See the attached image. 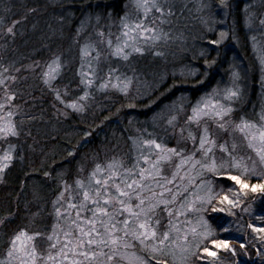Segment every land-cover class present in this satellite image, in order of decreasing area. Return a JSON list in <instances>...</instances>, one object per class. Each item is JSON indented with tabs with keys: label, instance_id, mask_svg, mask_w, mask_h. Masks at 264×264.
<instances>
[{
	"label": "rangeland",
	"instance_id": "obj_1",
	"mask_svg": "<svg viewBox=\"0 0 264 264\" xmlns=\"http://www.w3.org/2000/svg\"><path fill=\"white\" fill-rule=\"evenodd\" d=\"M38 2L43 5V11H45V13L56 11L60 15H65L69 18L72 17L74 21H77L78 26L71 40L66 39L69 35V28L66 33H64L63 26L59 27L54 32L50 30L48 36L49 39L52 35V38H57L62 42V46L58 48L59 51H54L49 54L48 58L44 61L26 64V74L22 75V81H25L27 76L31 73H35L38 75L37 78L41 86L45 88L44 86L48 84L44 82L45 77L43 76V73L47 71V65L51 64L52 60L57 57L60 59L61 67L56 73V78L51 80L49 84L55 82L57 77H59L65 70L64 68L71 67V72H73L76 77L72 78L76 80L75 86L66 87L63 90L56 88V90L52 92V99L54 100L52 103L57 104L55 109L59 110L58 112L49 111V114L53 119L58 118L60 125L67 129L64 134L55 138L51 144L55 145L56 140L62 137L75 141V144L71 145L78 147L79 149H84V151L92 152L93 147L91 141L95 148L100 147L102 150V152L93 151L92 155H90V157H92L90 164H83L82 166L77 164L74 166V169H72V173L66 167L73 164L75 160L63 158L64 163L60 166L55 163L56 161L51 162V164L55 163L53 166L58 168L63 167L56 172L55 180L53 181L57 190L53 191V193L57 199L60 196V193L64 191L65 185L71 186L69 189L71 192V190L75 188V181L77 179L86 180L97 164L105 166L113 161L114 158L111 156L115 152L116 147L114 148V144L118 143L121 139L119 131L111 134L109 126L99 128L89 125L86 130L87 133H92L97 130L100 132L102 141H100L99 144H96V137L93 140L92 137L86 138L76 136L78 135V129H84L82 124L84 121H86L87 124L92 123V120H90L91 116H89L90 113H93V116L98 115L101 113L103 107H110L112 105L116 106L122 102L124 103V106H122V109L125 110L124 115H129L128 126L131 128H134L135 126L138 129L139 113H145L146 111L149 112H147V119L145 118V123L142 125V129L140 131L138 129L135 134L128 137L129 147L128 152L126 153L128 158L125 159V155L123 157L117 156L115 158L116 161H119L123 165V168L120 169L121 172L126 168L133 167L142 152L144 155H149V151H151V155H149L150 163L157 159L158 150H156L154 146L149 150L148 147L144 146V140L154 139L157 143H160L163 146L178 149L174 143L175 138L173 137L176 134L179 141H185L190 144L188 149L183 150L185 155L190 154L194 150V146L192 141L187 139L188 131L191 130L197 135V137H199L202 127L207 124L212 133V137L217 142V146L209 156L214 155L218 163L228 162V154L222 152L219 145L225 143L226 140L230 146L233 139H235L239 147L233 155L238 159L243 157L244 162L249 168L253 166V162L255 161V174L251 172L249 173V182H264V165L260 163L256 153L247 148L246 143L238 133L232 135L229 134L231 132V126H229V132H224L217 128L215 123L211 120H201L200 127L195 123H189L187 121V118L192 114V107L201 99V97L211 93L213 89L222 91L226 87H233V73H238L239 79L235 84L240 90V97L232 104L234 111L225 119L238 122L239 119L243 117L258 124L264 123V121H261L260 119L261 115L264 114V63H262V57H264V24L260 23L261 20H264V0H230V2H232L230 6L232 10L233 5L239 4L241 7L240 15L243 20L242 27L244 28V35L249 42L247 45L249 49L248 55L250 59H254L256 69L253 62L251 70H249V72H244L243 70L246 66L241 70L240 67L238 66V68L232 61L230 62V69L228 71H225L224 73L218 72L217 68L214 74L207 73V75H205V72L199 71L201 69L196 66V64L192 67L187 63L183 64V61H188L187 58H189L184 53H191V50H189L191 46L195 45V56L197 58H202L203 55L202 50L199 49L200 46H198V48L196 47L199 43H201L202 46H211L215 50L221 45H225V48L231 46L236 53L238 64H243L245 62L242 53H240V49L242 50V48L239 46V35L235 33V26L231 25L234 11L231 12L229 7L223 8L225 12L222 10V16L224 15V18L221 21L222 23H229L230 30H225L227 26H225V28L222 26L217 28V22L213 18L214 15H212V8L210 7L214 3V0H157L164 9V15L161 16L159 12H156L155 9H153L148 14L146 20L144 19L143 9L137 8L135 0H126L122 10L119 12H113L108 9L97 10L95 9V4L92 0H0V42L6 44L9 37H14L16 34H22L25 27H20L19 24L29 21L32 17L43 16L38 13V10L31 9V5ZM26 3H28V5H25ZM219 6L217 9L221 12ZM10 7L16 8L18 13L14 15L16 11H12ZM169 10H171V15L168 14ZM107 13H110V15ZM125 15H127L129 23L142 20L145 25L155 28L157 33L161 35V38L154 43L149 41L145 44L142 40L139 41V45L144 49L143 53H132L127 61L111 56L106 42L101 43L103 38L98 35V33L103 32L105 37H108V34L111 33L112 35L110 38L113 40V43H115L116 37L121 35V19L125 17ZM183 15L189 17L187 22H182V20H180V17ZM43 22L44 20L40 19L38 27H41L44 24ZM59 22L62 23L63 21L61 20ZM9 27H13V33L7 32ZM231 29H233V31ZM225 31H227V37L222 40V43L219 45L210 43L212 40L220 39V33ZM30 40L35 43V41H42V38L41 36H32ZM85 45H92V47L88 49L90 55H83L82 49ZM223 50L224 54L229 52L228 50ZM128 51L131 50L128 49ZM97 52L100 53V60L98 63L93 59ZM156 53H159V55ZM144 55H149L151 59L163 61L164 64H168L169 67L156 72V74L153 72L146 73V71L137 70V68H134L132 65V61H140ZM89 63H91L92 69L96 71V76L93 77V85L91 87H86L81 83V71H89ZM82 65L83 69L81 67ZM110 67L118 69V72L113 74L114 76L119 75L121 76V79L124 77L131 78L132 83L126 93L112 87L111 84L107 89H101L99 87L103 80L107 78V72ZM5 69L6 67L2 62V55L0 54V80L3 81V83H0V104L6 105L4 109H0V117H5L7 112L11 111L13 113L11 120L16 125L19 136L9 137L8 140L0 139V156L8 151L9 144L13 146V159L9 163V166L0 172V180L4 176L5 170L10 166L16 162L22 163L23 160L21 159L20 154L25 145H27V142L31 141L33 144L38 143V139L33 133H31L30 127H33V124L31 123L32 120H25L22 122V125L20 124V121H18L23 116V108L22 101L17 100L24 95V86L18 83L19 80L8 76ZM217 72L218 74H216ZM244 74H247L246 76L248 79L253 81L251 82V87L253 88L254 85L256 86L254 91H250V95L252 94L254 96L252 98H250V95L249 97L244 98ZM200 80H203L204 82L199 84L198 81ZM168 82H170V84L167 85ZM112 83L114 84L116 81L113 79ZM57 91L60 93V100L56 98ZM70 91H72L73 96H75L76 92H79L81 97L86 91L89 95L87 99L80 100L79 96L77 98H71ZM6 93L14 96V99L8 101L6 99ZM216 98L222 99V97ZM61 101H63V103ZM252 101L259 104L257 108H252L251 111L253 114L248 110V107L252 106ZM31 102L37 104V101H28V103ZM72 102L83 105V110H74L71 107L66 106ZM222 102L228 103L227 101ZM52 103H50L49 106H53ZM44 104H46V101ZM256 109H258V112L255 111ZM173 116L176 117V119L173 124L170 125L168 121ZM115 117L117 116L115 115ZM115 117L107 119V122L113 120ZM0 123H3V121H0ZM55 123L56 121L54 120H45L42 122V125L46 124L54 126ZM28 124L30 126H28ZM113 127H117V125H113ZM147 127L150 130H148ZM53 129L54 127H52L51 133L53 132ZM181 129H184L183 135L181 134ZM2 135L3 134H0V136ZM27 139L29 141H26ZM196 146H198V143ZM31 151L32 153L35 151L34 156L37 161H41L42 157L47 154L46 151L38 148L32 149ZM50 156H52L51 153L48 158ZM71 157L77 158L78 153L73 152ZM248 157H251V159H248ZM196 158L200 159L201 153L197 152ZM179 160L180 157L172 156L170 161H161L158 165L161 170V176L172 179V175L176 171L175 166L179 163ZM140 167L149 168L150 164H145L141 159ZM47 168L48 167H45V170ZM138 170L139 169H136V171ZM231 171L235 173L238 170L231 169ZM179 176H184L185 178L181 180ZM179 176L172 184L167 185V187L172 189V193L166 192L165 198H170L173 193L177 192V190L181 193V195L177 197L176 202L169 205V207L178 212L181 203L185 201H195V203L192 209L186 210L183 215L174 214L173 217H171V221L176 225V229L171 231L170 240L166 243L174 249V252L166 251V253L159 258L167 261V264H209V262L210 264H264V240L259 239L260 234L254 233L252 229L248 227L249 223L256 225L261 224V221L256 220L255 216L257 214L262 215L264 211V194L249 192L251 193V198L242 199L240 207L231 209L235 215H228L227 211L211 212L209 210L207 212H198L195 209L200 208L201 204L196 200V196H204L206 194V189L208 187L205 183L206 181L212 182L214 192H220L222 187H224L226 191L227 186L233 185V182L214 176L211 172L202 170L199 165L193 169L191 163L185 165L180 170ZM190 179L191 183H189ZM157 181L160 184L164 183L159 177L156 181L147 180L145 183L151 184L156 192H160L162 189L157 187ZM201 184H203L204 187H200ZM185 188H187V191L184 190ZM144 195L148 196L150 193L146 191ZM67 196L68 193H65V198H67ZM213 203L218 205V201H214ZM48 204L49 206L47 207ZM62 204L63 202H41V205L44 206V211L46 206V211L53 212H56V208L58 207L61 208V211L63 212L66 205L62 207ZM219 206L225 208L229 207L227 204ZM249 206V212L241 210L242 208H249ZM162 207L163 206H161V209H158L154 214V220H160V224L157 226L158 233L169 230L170 218L168 217L167 212L162 211ZM205 207L208 206L205 205ZM81 215L90 216L91 213H82ZM201 216L209 222L213 230V234L210 237L203 238L199 235V233L204 231V227L200 221ZM32 221L36 225L41 226L38 227L35 225L33 227L31 225L29 226V229L25 231L29 234L36 232L42 234L36 239L37 242L35 241L38 252L44 257L48 255L49 251H51L53 255H56L62 244L65 242L63 233L68 231V222L63 219V217H60V221H63V223L54 224V221H52V225H46L37 220ZM65 221L67 222V225L64 224ZM219 223H224L225 226L229 228V231L224 232L218 226ZM53 229H55L61 243L57 244L55 249H50L49 246L53 241H48L46 237L52 234ZM192 229H196V234L192 232ZM43 230H48L47 234H45ZM20 231L21 230H19V232ZM16 234L11 235L8 239L5 246L6 248L2 249L0 252L2 255L0 260H5L7 258L10 241ZM185 237H187L186 244ZM227 237L234 238V240L230 241V247L236 249L235 255L224 248L213 249V245L211 244L212 240ZM41 238H44L46 243L41 244ZM240 243H244L245 247L241 248ZM183 246L188 248L187 253L181 252ZM205 246L215 250L217 255L215 257L206 256L203 252ZM65 250L67 251V249ZM105 251H108V249H105ZM128 251H135L139 255H146V252L140 251L139 248L130 249ZM192 253H196V255H192ZM69 256H71V253H69ZM183 256H186L187 259H183ZM201 257H203V259H201ZM78 258L81 260L83 259V257ZM60 259L61 258L57 256V264H59ZM13 264H18V261H13ZM38 264H53V262L41 259L38 260ZM64 264H70V261L66 260L64 261ZM85 264H94V262L85 261ZM112 264H127V262L114 261Z\"/></svg>",
	"mask_w": 264,
	"mask_h": 264
},
{
	"label": "snow or ice",
	"instance_id": "obj_2",
	"mask_svg": "<svg viewBox=\"0 0 264 264\" xmlns=\"http://www.w3.org/2000/svg\"><path fill=\"white\" fill-rule=\"evenodd\" d=\"M138 9H143L144 19L146 20L148 14L155 9L161 16L164 15V9L157 2V0H135ZM221 4L227 7V0H221ZM110 7L102 2H98L95 5V9L104 8L105 10ZM110 15V13H107ZM171 15V10L168 12ZM99 18V17H97ZM163 22V21H161ZM264 24V20L260 21ZM122 32L120 36L116 37L115 43L110 38L105 37L103 32L98 33L103 39L101 43L107 44L111 56L127 61L132 53L142 54L144 49L139 45V41H143L147 44L149 41L156 42L161 38V35L157 33V30L153 27L147 26L142 20L129 23L127 15L121 19ZM8 33H13V27L7 29ZM227 37L226 32L220 33V39L212 40L210 43L219 45L222 40ZM123 38V39H122ZM92 45H85L82 49L83 55H90L88 51ZM130 49L131 51H128ZM159 55V53H156ZM97 63L100 60V53L97 52L93 57ZM215 63V60L207 62V66H211ZM262 63H264V57H262ZM60 65L59 57L52 60L51 64L47 65V71L43 73L45 77V83L56 78ZM83 69V65L81 66ZM118 72L116 68H109L107 72V78L99 85L101 89H107L111 84L112 87L117 88L121 92H127L129 86L132 83L131 78L124 77L121 79L119 75H113ZM207 75V73H205ZM96 76V71L92 69L91 63H89V71H81V83L86 87H91L94 83L93 77ZM113 79L116 83H112ZM239 79L238 73H233V87H226L222 91L213 89L211 93L201 97V99L192 107V114L187 118L189 123H195L200 127L201 120H211L215 123V126L224 132H229V126H231L230 135L238 133L243 141L246 143L247 148L253 150L259 161L264 165V123H256L249 121L243 117L238 122L232 120H226L234 111L232 104L240 97V90L236 86L235 82ZM204 81H198L202 84ZM0 83H3L0 80ZM195 86V85H193ZM89 93L86 91L83 96L79 97L80 100L87 99ZM216 97H222L217 99ZM56 98L61 99L59 91L56 92ZM6 99L11 101L14 96L6 93ZM222 101H227L224 103ZM63 103V101H61ZM74 110H83V105H79L76 102H72L66 105ZM5 104H0V109H4ZM13 113L8 111L5 117H0V139L8 140L9 137H18L19 132L16 125L12 122L11 117ZM176 117H172L168 123L171 125L175 121ZM261 121H264V114L260 117ZM184 129H181L183 135ZM187 139L191 140L194 146V150L185 155L183 149L168 148L166 146L157 143L154 139L144 140V146L149 150L154 146L157 152V159L149 161V155H144L142 152L137 158L136 164L131 168H126L123 172L120 171L123 165L113 159L112 162L105 166L97 164L95 169L90 173L86 180L77 179L75 181V188L69 191L71 186L65 185L64 191L60 193L56 203H61L62 207L66 205L64 211L61 208H56V214L58 217H63L68 222V231L63 233L65 242L62 244L56 255H53L51 251L48 252L46 257L42 256L36 247L35 241L42 234L39 232L29 234L25 230H21L10 241V246L7 251V258L0 260V264H13V261H18V264H38V260L44 259L51 261L53 264H57V256L61 259L59 264H64V261L69 260L70 264H85V261L94 262V264H112L114 261H124L127 264H167V261L161 260L159 257L167 252H174L168 242L170 240L171 231L176 229V225L172 223L171 217L174 214L183 215L186 210L192 209L195 201H185L180 204L179 211L172 209L169 205L176 202L177 197L181 193L177 190L170 198H165V193H172V189L167 185L172 184L179 176L180 170L187 164L191 163L193 169L197 165L202 170L211 172L214 176L221 177L228 181L233 182V185L227 186L225 191L224 187L220 192H214L212 188V182L206 181L208 185L206 194L204 196H196L201 204L200 208L195 210L198 212H225L228 215H235L231 209L241 206V200L247 198L248 193H261L264 194V182L250 183L249 173L255 174V161L253 166H249L244 162V158L239 159L233 155L236 152L239 145L233 139L232 144L229 146L227 141L220 144L219 148L222 152L228 154V162L218 163L213 156H209L213 152V149L217 146L216 140L212 137V133L209 130L207 124L202 127L199 137L191 130L188 131ZM198 143V146H196ZM13 146L9 144V149L2 156H0V172L9 166V163L13 159L12 155ZM201 153V158H196V153ZM69 155H73L69 152ZM172 156L180 157L179 163L176 164V171L172 175V179L161 176V170L158 165L161 161H170ZM143 160L145 164H150L149 168L140 167V160ZM251 159V157H248ZM136 169H139L136 171ZM231 169L238 170L233 173ZM47 175V173H45ZM164 181L160 184L157 181V187L162 191L156 192L151 184H146L147 180L156 181L157 178ZM183 180L184 176H179ZM191 183V179L189 180ZM200 187H204L203 184ZM187 191V188L184 189ZM149 192L150 195L145 196V192ZM65 193H68L65 198ZM214 201H218V205L214 204ZM227 204L229 207H221L219 205ZM207 205L208 207H205ZM167 212L169 219V230L162 233H158L157 226L160 224L159 219L154 220V214L158 209ZM74 210V218H73ZM244 212H249V208H242ZM82 213H91L90 216H82ZM256 220L261 221L260 225L249 223L248 227L252 229L254 233L260 234L259 239L264 240V215L257 214ZM200 221L204 227V231L199 233L203 238L212 236L213 230L209 222L200 217ZM218 226L224 231L228 232L229 228L224 223H219ZM73 228L78 235L73 237ZM192 232L196 234V229H192ZM48 241H53L50 244V249H55L57 244L61 243L59 236L56 234L55 229L51 235L46 237ZM187 243V237H185V244ZM213 249L224 248L236 254V249L230 247V240L228 238L215 239L211 241ZM240 247L244 248L245 244L240 243ZM139 248L140 251L146 252V255H139L135 251L129 252L130 249ZM67 249V251L65 250ZM108 249V251H105ZM205 246L203 252L206 256L215 257L216 251ZM182 253H187L188 248L183 246L181 248ZM71 253V256H69ZM196 255V253H192ZM78 257H83L79 259ZM187 259L186 256L182 257ZM203 259V257H201ZM210 264V262H209Z\"/></svg>",
	"mask_w": 264,
	"mask_h": 264
},
{
	"label": "trees",
	"instance_id": "obj_3",
	"mask_svg": "<svg viewBox=\"0 0 264 264\" xmlns=\"http://www.w3.org/2000/svg\"><path fill=\"white\" fill-rule=\"evenodd\" d=\"M92 2L95 5L98 2H102L110 6L107 8L108 10L119 12L120 10H122V7L124 6L126 0H92ZM232 2H230V0H227V7L230 8ZM220 4L221 0H214V3L212 4V6H210L212 8V15H214L213 18L217 22V28H220V26L225 28V26H227L225 30H230L228 25L229 23H222L221 21L224 18V15L222 16L224 6ZM25 5H28V3H26ZM218 6L220 7L221 12L217 9ZM10 8L12 9V11H16L14 15L18 13L16 8ZM240 8L241 7L239 6V4H236L233 5V10L231 8L230 10L231 12L234 11L232 15L231 25L235 26V33L239 35L240 38L239 46H241L240 48H242V50L240 49V53H242V56L245 59V62L243 64H238L236 53L231 48V46L225 48V45H221L215 50L211 46H202L201 43H199V45H196V47L198 48V46H200L199 49L203 52L202 58H197L195 56V45H193L189 48V50H191V53H184L189 58H187L188 61H183V64L187 63L191 67L196 64V66L201 69L199 71L214 74L217 68L218 72L224 73L225 71H228L230 69V62L233 61L237 65V67H240L241 70L246 66L243 71L249 72V70H251L252 68L254 59H250L248 55L249 49L247 45L249 44V42L244 35V28L242 27L243 20L240 15ZM31 9L38 10V13L42 14L43 16L32 17L31 19H29V21L23 24H19L20 27H25V30L22 34H16L14 37H9L6 44L0 42V54L2 55V62L6 67V74L10 77H13L14 79L19 80L18 83L24 86L23 91H25V93L17 100L22 101L23 108V116L18 121H20V124L22 125L23 121H29L31 119V123L33 124V127H30L31 133H33L38 139L37 144L31 143V141L27 142V145H25L23 151H21L20 154V157L23 160L22 163L16 162L12 166H10L7 170H5L4 176L0 180V252L2 251V249L6 248L5 246L11 235L19 233V230H28L29 226L31 225L34 227L36 224L32 220L43 222L46 225H52V221H54V224L63 223V221H60V217L57 216L56 212L46 211L49 204L47 205V207L45 206V211L43 210L44 206L41 205L42 201H49L51 203H56L57 201V198L53 193V191L56 190L55 183L53 181L55 180L56 172L63 167L58 168L56 166H53L55 163L60 166L64 163L63 158H70L71 160H75L73 164L66 167L72 173V169H74L75 165L79 164V166H82L83 164H90L92 158L90 157V155H92L93 151L102 152L100 147H94L92 141V152L84 151V149H79L78 147L72 146L71 144H75V141L68 140L67 138L62 137L56 140L55 145L51 144V142L55 138H58L59 136L64 134L65 130L67 129L66 127H62L60 125L58 118L53 119L49 114V111L58 112L59 110L55 109L57 104L52 103L54 102V100L52 99V92L55 91L56 88L59 90H63L66 87H74L76 84V80L72 78L76 77L74 76V73L71 72V67H66L64 68L65 70L61 73V75L57 77L55 82H51L50 84L44 86L45 88H43L37 78L38 75H36L35 73H31L29 76H27L25 81H22V75L26 74V64L42 62L47 59L49 54H51L52 52L59 51L58 48L62 46V42L57 38H52V35L49 39L48 36L50 34V30L54 32L59 27L63 26L64 33H66L69 28V35L66 39L71 40L78 25L77 21H74L72 17L69 18L65 15H60L56 11L45 13V11H43V5L40 2L31 5ZM101 9L104 8H100L97 10ZM40 19L44 20V24L41 27H38ZM61 20L63 21L62 23L59 22ZM180 20H182V22H187L189 20V17L183 15L180 17ZM231 30L233 31V29ZM32 36H41L42 41H35V43H33L30 40ZM223 49L228 50L229 52L224 54ZM212 60H215V63L211 66V68H209L207 66V62H211ZM132 65L134 66V68H137V70L146 71V73L153 72L155 74L156 72L162 71L165 68L169 67V65H165L163 61L151 59L149 55H144L142 60L140 61H132ZM254 66L256 69L255 62ZM218 72L216 74H218ZM246 75L247 74L243 75V88L245 95L244 98L249 97L250 91H254L256 88L255 85L253 86V88L251 87V82L253 81L248 79ZM168 84H170V82H168L167 85ZM70 93L71 98H77L78 96L80 97L79 92H76L75 96H73L72 91H70ZM252 97L254 96L251 94L250 98ZM28 101H37V104H34L33 102L28 103ZM45 101L46 104H44ZM50 103H52L53 106H49ZM251 105L252 106L248 107V110L252 113V108H257L259 104L255 103V101H252ZM122 106H124L123 102L116 106L112 105L110 107H103L101 113L98 115L93 116V113H90L89 116H91L90 120H92V123L87 124L86 121H84L82 123L84 129H78V135L76 137H92L93 140L96 137V144H99V142L102 141L100 132L97 130L92 133H87V127L89 125L99 128L109 126L111 134H114L116 131H119L121 134L120 141L114 144V148H116L111 157L115 159L117 156L123 157L125 155V159H127L128 156L126 155V153L128 152L129 147L128 137L135 134L138 129L139 131L142 129V125L145 123V118L147 119V112L149 111H146L145 113L141 112L138 114V129L135 126L134 128H131L128 126L129 115H124L125 110L122 109ZM258 109H256L255 111L258 112ZM115 115L117 117H115ZM111 117L115 118L107 122V119ZM45 120H54L56 121V123L54 126L46 124L42 125V122ZM113 125H117V127H113ZM28 126L30 125L28 124ZM52 127H54V129L51 133ZM147 129L150 130L148 127ZM173 137L175 138L174 143L179 150H186L189 148L190 144L188 142L179 141L176 134ZM26 141L29 140L27 139ZM36 148L47 152V154L42 157L41 161H37L36 157L34 156L35 151L33 153L31 151L32 149ZM69 152L78 153V157L72 158L71 155H69ZM50 153L52 154V156L48 158ZM52 161L56 162L54 164H51ZM45 167L48 168L45 170ZM45 173H47V175H45ZM247 198H251V193H248ZM262 215H264V211ZM64 224L67 225V222L65 221ZM36 226L40 227L41 225ZM43 231L45 234H47L48 232V230ZM73 234L74 237L78 234L74 228ZM227 238L230 241L234 240L233 237ZM40 242L41 244L46 243L44 241V238H41ZM1 258L2 255L0 254V259Z\"/></svg>",
	"mask_w": 264,
	"mask_h": 264
}]
</instances>
